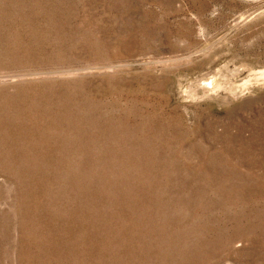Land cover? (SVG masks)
Instances as JSON below:
<instances>
[{
	"label": "rangeland",
	"instance_id": "obj_1",
	"mask_svg": "<svg viewBox=\"0 0 264 264\" xmlns=\"http://www.w3.org/2000/svg\"><path fill=\"white\" fill-rule=\"evenodd\" d=\"M264 0H0V264H264Z\"/></svg>",
	"mask_w": 264,
	"mask_h": 264
},
{
	"label": "bare ground",
	"instance_id": "obj_2",
	"mask_svg": "<svg viewBox=\"0 0 264 264\" xmlns=\"http://www.w3.org/2000/svg\"><path fill=\"white\" fill-rule=\"evenodd\" d=\"M263 75H264V72L261 73V76H263Z\"/></svg>",
	"mask_w": 264,
	"mask_h": 264
}]
</instances>
